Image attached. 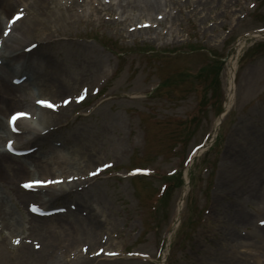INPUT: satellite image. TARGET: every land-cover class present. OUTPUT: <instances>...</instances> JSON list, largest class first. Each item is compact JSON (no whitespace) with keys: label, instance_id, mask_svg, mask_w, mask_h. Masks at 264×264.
<instances>
[{"label":"rangeland","instance_id":"374dc122","mask_svg":"<svg viewBox=\"0 0 264 264\" xmlns=\"http://www.w3.org/2000/svg\"><path fill=\"white\" fill-rule=\"evenodd\" d=\"M19 5L0 8V17L10 16ZM164 6L175 14L176 22L161 8L153 11L151 18L133 19L107 10L102 12V22H82L71 30L69 37L82 43L80 46L64 44L65 39L41 46L44 53L53 56L60 72L88 82L79 86L77 80L79 88L54 97L52 86L41 81L37 87L46 95L34 94L30 104L37 97L59 103L69 94H79L82 87H88L89 96L81 105L69 103L63 111L67 115L58 123L39 127L41 134L52 133L53 144L36 148L37 160L24 161L27 171L16 173L10 166H0V195L11 202L17 222L25 230L16 232L0 223V238L10 240L11 247L22 243L15 246L16 238L25 240L35 251L42 248L39 234L26 230L28 202L46 208L68 207L77 195L103 228L94 234L92 243L80 238L71 245L65 234L73 231L66 228L57 229L53 241L44 240L50 247L49 255L57 252L69 264H264V233L259 230L264 228V37L245 40L232 58L238 37L264 28V0H163ZM24 13L23 19L28 21L33 13L30 4ZM141 22L149 23L144 28L149 32L128 36L135 31L131 26ZM22 24L11 40L21 39ZM2 27L0 24V33ZM40 37L36 32L22 44H37ZM232 61L236 64L234 92L215 131L217 114H222L221 107L228 100ZM101 63L104 75L94 77ZM14 65L20 70L28 66L18 57ZM96 88L98 96L91 94ZM16 95L12 97L15 100ZM17 108L27 107L11 102L0 110V119L5 122L7 114ZM35 112L39 126L44 123L42 111ZM28 122L19 124L21 132ZM213 132L220 140L206 151ZM9 137L0 134V150ZM29 138L23 131L13 144L23 142L22 146L35 149L26 143ZM201 142L206 144L187 171L191 182L181 203L179 228L169 249L164 250V239L184 190L180 172L172 177L168 173L177 170L189 150ZM64 144L82 155L79 162L71 165L65 160ZM56 156L55 161L50 160ZM45 159L50 160V169L38 170L36 163L44 166L41 161ZM107 162L112 167L98 176L89 173L90 180L84 178L86 172L92 173ZM226 163L235 167L239 179L228 189L220 188L214 210L217 177ZM135 166L147 167L151 173L131 177L127 171ZM67 175L78 177L76 193L69 199H50L44 204L29 197L19 202L21 180ZM240 215L248 220H241ZM35 244L41 247L35 249ZM97 247L119 251V255L95 257Z\"/></svg>","mask_w":264,"mask_h":264},{"label":"bare ground","instance_id":"6f19581e","mask_svg":"<svg viewBox=\"0 0 264 264\" xmlns=\"http://www.w3.org/2000/svg\"><path fill=\"white\" fill-rule=\"evenodd\" d=\"M111 1L112 0H110V2L109 0H33V2L30 4L33 10L32 17L28 21H25V19H23V15V17L12 28L11 32L9 33L8 39L3 42V45L1 47L2 60L0 63V110H2L4 106L11 104V102H21L26 107H28V109L42 111L40 117L44 121V123L39 122V127H44L45 123H49L51 121H55V123H58L60 119L65 117L67 113H63V111H67L66 107H60L58 112H53V110L39 109L35 105L30 104L31 98L34 94L43 93V95H46V93L44 94V89H40V86L37 87V85L41 81H44L52 86L53 89L52 93L50 94H52L54 97H58L57 95L68 94L74 90L73 88H79L77 80L80 79H78L77 77H68L67 74L60 72L53 56L46 51L44 53L41 46L52 42H62L63 39L67 41L64 44H68L70 46H80L82 43H75L74 40L69 37L71 30L77 29L79 27V24L82 22H102L103 11L115 10L120 14L121 17L126 16L127 18L133 19L138 16L146 15L150 16L151 18L153 15L152 12L161 8L164 13L167 14V16H170L172 22H176L175 14L167 12L164 9L167 6L162 7L163 0H116L114 4H112ZM168 1L174 3V0ZM16 3L20 4L19 6L24 7L23 10L26 9L27 11L26 0H0V8L5 10L8 7L10 8L11 4ZM198 4H202V1H198ZM0 19H2V21H0V24L4 25L6 16H2L0 17ZM21 22L23 23L22 26H20L22 37L18 41H13L11 40V36H13L17 31V28H19V23L21 25ZM36 32H39L41 35V37L38 38L37 45L29 52L23 51L21 48H24L29 44H22V42L27 38L35 35ZM148 32L149 31L145 29H138L128 33V36H138L141 33ZM171 32L172 31H170V33ZM63 34H66L67 37L62 38L61 36H66ZM154 34L155 36L157 35L155 29ZM259 36H264V34H261ZM172 38H174V36H172ZM242 43L243 38H240L239 43L237 44L235 49L238 50ZM16 57L21 58L27 62L28 66L25 70L16 68V66L14 65V59ZM94 60L97 63L99 61V58L96 57V59ZM234 70L235 62L232 61L230 63L228 75L229 88L231 87V90L229 92V99L232 94L231 91L233 90L232 77ZM19 71L21 72V74L18 76H12L11 80L13 78L25 76V80L23 81L25 83L20 85L9 83L8 80L10 76ZM99 73L104 75V67L102 66V63L98 69L97 74L94 75V77H97ZM82 81L83 83L88 82L86 78H82L79 81V86ZM16 94H18L19 96L15 100L12 97H16ZM52 114L55 115L52 116ZM23 128V131H26L30 136L26 143L30 142V146H35V149H33V151L26 153L25 155L15 156L6 152L5 150H0V166H10L11 170L16 173H23L28 170V166L26 165V163H24V161L27 160L34 162L37 160L35 155V150L37 147L42 148L44 145L53 144V138H51L52 133H49L47 131L41 134L38 126H33L30 123L24 124ZM3 133L9 134L6 128V124H4V122L0 119V134ZM46 135L48 136V138L44 140V137ZM10 136L17 137V134H10ZM22 145H24L23 142L18 143L17 148H28ZM65 147L66 149L64 150L67 155V158L65 160L71 165L79 162L82 155L78 154L73 146L69 147V145L64 144L63 148ZM230 149L227 151V154L231 153ZM57 157L59 156L51 158L50 160L55 161L54 159H57ZM63 158V156H60L61 161L63 160ZM41 162L44 163V166H40L39 163H36L35 165L37 166L38 170L50 169L47 159ZM244 176L248 179V176L246 174ZM238 179L239 177L238 173L235 171V167L230 163H226L217 177V186L215 189L216 192L214 194L213 201L214 210L216 209L219 201L216 197L217 194L220 193V188L225 187L228 189ZM88 180L90 179L88 178ZM77 186V182L73 181L72 183L61 185L54 184L46 188H40L36 192L24 191L21 189L19 190L21 193V195L19 196V202L22 203L29 197L36 198L40 202H44V204H46L50 199L66 200L69 199V196L72 195V192L73 194L76 193ZM39 192H43V194H39ZM42 195H44L46 198L44 199ZM74 198L75 202H72L73 205L71 204L68 207H65V210L62 213H54L49 216H39L28 212V227H26V230L30 231L33 235L39 234L43 241L41 243V250H33L32 247H29L25 243V241H23V239L21 240L22 243L19 247L13 248L10 246V240H5L1 237L0 264H69L68 261L65 260L64 256L57 255V252H53L49 255L48 252L50 250V247L49 245L47 246L44 243V240L48 239L46 240L47 242L49 240L53 241V236L58 234L57 229L66 228L73 231L70 234H65V241L70 242L71 245L73 244V242H75V240L80 238H83L92 243L94 240V234L96 232H99L103 228L101 226V221L94 215V213L92 212L93 210H91L86 204H84L82 198L78 197L77 195H75ZM10 203L11 202L9 200L0 195V223L6 229H12L13 231L16 230V232H19L20 230L25 231L23 226L17 222V219L15 217L16 210ZM28 205L29 202L27 203V206ZM239 217L241 218V220H248V216L240 215ZM259 230L263 231L264 233V228H261ZM67 233H69V231ZM71 234L73 235L70 236ZM78 257H82V255L79 253Z\"/></svg>","mask_w":264,"mask_h":264},{"label":"snow or ice","instance_id":"6c2138e0","mask_svg":"<svg viewBox=\"0 0 264 264\" xmlns=\"http://www.w3.org/2000/svg\"><path fill=\"white\" fill-rule=\"evenodd\" d=\"M16 18H19L18 16ZM7 34V33H5ZM63 103H68L67 100H63L62 101ZM37 104L41 105V106H44V107H47V108H53L55 109L56 107H58V105H56L55 103H52L50 100H47V99H39L36 101ZM28 114L25 113V112H16L14 113L11 117H10V120H9V123H12V124H15V122L20 119V118H24L26 117ZM15 130V129H14ZM9 148H11V142H9ZM105 167H108V165H105ZM100 171V169H97V172ZM91 175H95L96 173H90ZM60 181L59 180H51V181H48V180H45V181H40V180H37V181H31V182H26L24 184V187L26 188H31L33 187L34 185H37V184H55V183H59ZM36 207L33 206V211H36ZM262 224H264V220L261 221ZM17 243H19V241H16ZM38 247V245H37Z\"/></svg>","mask_w":264,"mask_h":264}]
</instances>
